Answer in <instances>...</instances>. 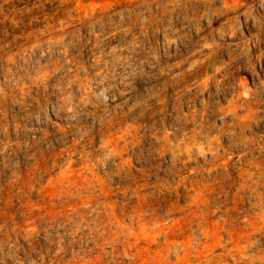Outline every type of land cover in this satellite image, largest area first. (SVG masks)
Masks as SVG:
<instances>
[{"label": "rangeland", "instance_id": "rangeland-1", "mask_svg": "<svg viewBox=\"0 0 264 264\" xmlns=\"http://www.w3.org/2000/svg\"><path fill=\"white\" fill-rule=\"evenodd\" d=\"M19 62L24 105L0 103L19 260L264 264V0H0V83Z\"/></svg>", "mask_w": 264, "mask_h": 264}, {"label": "bare ground", "instance_id": "bare-ground-1", "mask_svg": "<svg viewBox=\"0 0 264 264\" xmlns=\"http://www.w3.org/2000/svg\"><path fill=\"white\" fill-rule=\"evenodd\" d=\"M19 56L23 58L24 54L19 52ZM76 60L78 63L82 62L78 58H76ZM57 66H59V64ZM53 70V68H49L46 69L43 73H37L35 82L39 84L45 81V86H47L49 80L52 78ZM73 72L74 73L71 75V78L75 79V81H78L79 84L85 85L86 79L81 76L79 70L76 68L73 70ZM5 77L8 82L0 83V103L3 107L4 112L10 119L11 106L18 102L24 105V91L26 90V87H30V85L25 81L23 62H19L18 64L16 63L15 65H10L7 68ZM204 84H207V80L204 81ZM26 102H28V100H26ZM40 108V99H36L35 103L30 102L25 117H40ZM260 209L264 211V200L261 201ZM24 229H26V226L24 224L18 222H14L11 224L5 220H0V261H2L3 263H8L9 261H11L15 264H25L23 261L19 260L20 256L17 249L15 248V240H17L18 232Z\"/></svg>", "mask_w": 264, "mask_h": 264}]
</instances>
